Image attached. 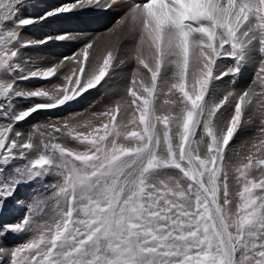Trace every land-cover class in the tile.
I'll list each match as a JSON object with an SVG mask.
<instances>
[{
    "label": "snow or ice",
    "instance_id": "1",
    "mask_svg": "<svg viewBox=\"0 0 264 264\" xmlns=\"http://www.w3.org/2000/svg\"><path fill=\"white\" fill-rule=\"evenodd\" d=\"M33 6L0 0V264H264V0H71L39 16L28 12ZM114 6L128 8L110 30L115 42L90 40L46 67L28 55L78 39L34 40L36 26ZM125 40L131 47L121 48ZM102 44L136 61L126 123L116 124V100L91 113L107 118L100 125L80 113L20 131L36 113L71 107L112 78L117 56L108 47L101 62ZM257 53L253 85L217 101L219 83L231 77L235 85ZM141 68L151 79L138 94ZM32 80L51 87L23 86ZM251 126L258 134L234 165L228 154L240 152L230 145ZM190 137L206 154L186 149ZM21 187L32 188L31 201L18 198ZM21 208L19 220L5 222ZM10 236L26 239L8 247Z\"/></svg>",
    "mask_w": 264,
    "mask_h": 264
},
{
    "label": "rangeland",
    "instance_id": "2",
    "mask_svg": "<svg viewBox=\"0 0 264 264\" xmlns=\"http://www.w3.org/2000/svg\"><path fill=\"white\" fill-rule=\"evenodd\" d=\"M71 0H69L68 2H66V0H33V7L30 8L28 10V12L31 15L34 16H39L40 14H42L44 11L46 10H50L53 8H56L58 6H61L62 4L65 3H70ZM93 11H99V9H95V8H89L87 9L85 12H93ZM93 14L91 13L89 16H84L81 18H78V20H82L83 23L87 24V29L86 27H82L79 23L76 24L77 22H73L70 21V23L67 25L68 28L71 29H77V32L72 33L70 32L71 35H76L78 37V39H76L77 41H63V42H54V45L52 42H50L47 45H43V46H37L34 47L32 49L29 50L28 55L35 61H37L40 66H42L43 64L49 63V64H56L59 63V61L65 57V56H71L74 52H77L78 50L83 48V45L81 44L82 42H84L86 40V38L91 35L89 31L90 29H92L93 26V20L94 17H92ZM75 17V16H74ZM76 19V17H75ZM77 26H76V25ZM75 25V27H74ZM47 26H51V27H47ZM39 29V31H37V29ZM43 28H49L50 30H52L53 33H56V29H60V28H56L53 26V21L49 22V23H45L43 25H38L36 26L32 32L30 33V36L32 39L34 40H40L45 38V36H43L42 34H44V32L42 33H37V32H41L43 30ZM56 28V29H55ZM108 30V29H106ZM61 32L54 34H51V36H56ZM104 34L102 31L97 33L96 35H100V34ZM108 33V32H107ZM106 33V34H107ZM63 34V33H61ZM96 36V37H97ZM82 39V41L80 42V40ZM59 50H68L69 55H64V56H60L58 55ZM147 55V50L146 53ZM62 55V54H61ZM122 57L117 56V60L114 61H118V59H120ZM93 57L90 56V60H92ZM103 57L100 56V60L102 62ZM123 59L126 60L125 65H121L119 67L113 65V69L114 72H111L110 75L112 76L111 79H108V77H106L105 79L107 80V83H103V86L100 87L98 86L96 89H92L90 90L89 93H85L84 97L80 98V101L78 103H73V105L71 107L68 106H64L60 109H55V110H50V111H41L35 114V119L34 120H29L28 122L24 123L22 126H19V130L24 132V133H28L29 130L31 129L33 124H51V123H58V124H63V122L65 120H68L70 117L72 116H76L77 114L83 113V116L81 117V119L85 118V119H89L91 118L93 120V124L94 125H100L104 122H106L105 117H100L99 119L93 118L91 117V113L96 112H103L105 110H107L108 107L110 106H114V103L116 100H119L121 102V111L117 116V121L116 124L118 126L123 125L124 123H126V120L129 118L127 116L126 112L131 111V109L128 108V104L126 103V101H130V97L127 96V88L129 87V83L131 81L132 78V72L134 71V67H133V63L135 62V60H128L126 57H124ZM113 61V62H114ZM151 63V61H149ZM133 65H132V64ZM52 64V65H53ZM132 71H131V69ZM190 69H191V63H190ZM143 73L140 74V72L137 73L136 76V80H137V84L135 86L138 94H142V89H140V82L143 81L145 84L150 85V74L147 72V70L142 69ZM145 74V75H144ZM140 75H143L140 77ZM139 76V77H138ZM161 76H163V70L161 72ZM256 78V70L254 68V70L251 72V76L247 79H239V77L236 80L235 85L231 84V78L227 77L224 78L223 82L219 83V91L215 94V99L218 101L219 99L222 98V95L227 93L230 90H235L236 92H239L242 88H249L253 85V81ZM52 81H55L57 84H62L64 83V81L57 79L56 77L52 78ZM171 79H169L168 84H171ZM33 85H31V84ZM39 84L40 87L42 88H48L51 87V81H40V80H32L30 82L27 83V85H23L24 87H27L28 89L32 88L35 89L33 86ZM160 89V80L158 79V90H157V100L156 103L157 104H162L163 99L165 98L164 96L160 95L159 92ZM171 99H175V96L172 97H168ZM31 102H23L21 101L20 104L22 106H28ZM65 112L63 114H60L61 112ZM161 111H167V106H164ZM222 112L224 111L223 109L221 110ZM230 111V109H229ZM176 112H179V109H176ZM227 118V113H225V116L222 117V119H226ZM63 119V120H62ZM139 118L137 117V120ZM131 126H129L128 130H131ZM82 131H87V129H81ZM140 131L141 129L136 126V129ZM257 128L256 126H251L247 129H245L242 133H240L239 137L234 139V141L231 143L230 147L234 150V151H239L240 152V157H235L234 155H232L231 153H229V159L230 162L232 164H239L240 163V159L244 156L247 155L248 152V148L251 146V142L253 141V138L257 136ZM194 138L190 137L189 139V144H186V149L189 147V145L193 148H199L200 150V154L204 155L206 154V145L205 144H197L195 142H193ZM248 142L247 145H245V147H241L242 144H245V142ZM64 143L68 144L69 147H76L75 144L68 142V141H63ZM261 156H264V150H262ZM259 178V177H257ZM48 182H54V178L49 177ZM233 191H235V189H233ZM259 191V190H258ZM18 198L25 201V203L29 202L32 200V197L34 195L32 188L31 187H21L18 190ZM232 207V209L234 210V205L230 206ZM24 208L19 209V211H17L16 213H14L13 215L7 216L4 218L5 222H14L16 220H19L23 213H24ZM49 212H51V209H48ZM26 237H21V238H16V237H12L10 236L6 241L5 244L8 247H12L15 246L18 243H23L25 241Z\"/></svg>",
    "mask_w": 264,
    "mask_h": 264
},
{
    "label": "bare ground",
    "instance_id": "3",
    "mask_svg": "<svg viewBox=\"0 0 264 264\" xmlns=\"http://www.w3.org/2000/svg\"><path fill=\"white\" fill-rule=\"evenodd\" d=\"M68 1L69 0H66V2H68ZM86 10L81 11V12H76V13H73V14H70L67 17L54 19L53 20V26L56 27V28H60V29H56L55 28L56 29V33L61 32V33H68V34H70V32H72V33L77 32V29H71V30H69L70 28L67 27V25L70 23V21H73V22L76 21L77 22L76 24L79 23L82 27H84V28L86 27V29H87V26L88 25L85 24V23H83L82 20L81 21L78 20V18L84 17V16H89L92 13L93 14L92 17H94L93 26H92V29H90L89 31H87V32H90L91 35H89L86 38V40L84 42H82L81 44L84 46V44L87 43L90 40L96 41L97 44H101L102 41H106V40H112L113 42H115V35H110V30L117 28V22L124 16V14L128 10V8L127 7H123V6H114L113 8H111V9H109L107 11L99 10V11H93V12H85ZM74 16L76 17V19H75ZM113 16H115V17H113ZM75 25H74V27H75ZM47 27H51V26H47ZM39 29L40 28H38L37 31H39ZM106 29H108V30H106ZM101 31L104 34L101 33L100 35L97 36L96 34L99 33V32H101ZM117 31H119V30L117 29ZM42 32H44V34H42V35L45 36V37H47V36H49L51 34H54V35L56 34V33H53L52 30H50L49 28H43V30L41 32H37V33L39 34V33H42ZM61 33H59V34H61ZM74 41L76 42L77 40H74ZM81 41H82V39L80 40V42ZM69 42H71V41H69ZM52 43L54 44V42H52ZM54 45H56V44H54ZM131 45H132V42L131 41L125 40L121 44V48L131 47ZM101 46H102V49H103V51H101V53H100V56L101 57H103V54L107 51L108 47H113V45H103V44ZM146 50H147V47L144 46L145 53H146ZM113 51H114V54L116 56H119V57H122V58H124V57L127 58L126 53H124L123 51L116 52L115 47H113ZM95 52H96V46L94 45V48L90 50V53H95ZM58 55L64 56V55H69V53H68V50H59ZM258 60H259V54L257 53V63H258ZM117 63H118V61H114L113 62V65L116 66ZM52 64L46 63V64H43L42 66L43 67H46V66H51ZM133 64L132 65H133L134 70H135L136 69V61ZM255 68H256V71H257L258 64H257V66ZM131 71H132V69H131ZM139 72H140V74L143 73L142 68L140 69ZM141 76H143V75H140V77ZM225 78H227V77H225ZM31 85H33V84H31ZM33 87L35 89L36 88H42V87H40L39 84H37V85H35ZM30 89H32V88H30ZM246 89L247 88L244 87L239 92H243ZM63 113H65V112L63 111L60 114H63ZM83 119H85V118H83ZM133 127H135V129H136V126H131V128H132L131 130H133ZM136 131H138V130H136Z\"/></svg>",
    "mask_w": 264,
    "mask_h": 264
}]
</instances>
